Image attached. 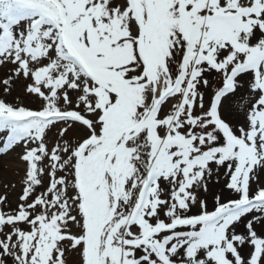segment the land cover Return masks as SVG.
Here are the masks:
<instances>
[{"label": "snow or ice", "instance_id": "6c2138e0", "mask_svg": "<svg viewBox=\"0 0 264 264\" xmlns=\"http://www.w3.org/2000/svg\"><path fill=\"white\" fill-rule=\"evenodd\" d=\"M0 69V264H264V0H0Z\"/></svg>", "mask_w": 264, "mask_h": 264}, {"label": "bare ground", "instance_id": "6f19581e", "mask_svg": "<svg viewBox=\"0 0 264 264\" xmlns=\"http://www.w3.org/2000/svg\"><path fill=\"white\" fill-rule=\"evenodd\" d=\"M19 151V149H17ZM11 161V163H3ZM23 178V165L16 161L15 154L10 157H3L0 161V197L7 198V206H4V210L7 207L15 208L18 202V196L21 192V181ZM12 200H16V203H11ZM243 226H240L242 230Z\"/></svg>", "mask_w": 264, "mask_h": 264}, {"label": "rangeland", "instance_id": "374dc122", "mask_svg": "<svg viewBox=\"0 0 264 264\" xmlns=\"http://www.w3.org/2000/svg\"><path fill=\"white\" fill-rule=\"evenodd\" d=\"M4 71H5L4 69H0V77L3 76ZM10 99H11V98H10ZM24 102H25L26 104L31 103L30 100H25ZM32 106L35 107L34 104H33ZM2 158H3V157H2ZM2 158H0V161L2 160ZM214 190H217V191H218V189H214ZM14 202L16 203V200H12V201H11L12 204H14ZM16 205H17V204H16ZM68 264H72V259H71V257H69V259H68Z\"/></svg>", "mask_w": 264, "mask_h": 264}]
</instances>
